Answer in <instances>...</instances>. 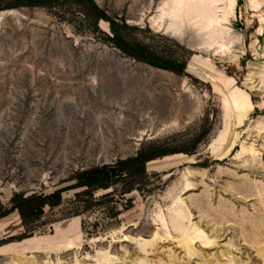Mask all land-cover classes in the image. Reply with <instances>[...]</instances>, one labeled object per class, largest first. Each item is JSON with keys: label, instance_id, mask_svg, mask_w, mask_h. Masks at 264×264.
I'll use <instances>...</instances> for the list:
<instances>
[{"label": "rangeland", "instance_id": "374dc122", "mask_svg": "<svg viewBox=\"0 0 264 264\" xmlns=\"http://www.w3.org/2000/svg\"><path fill=\"white\" fill-rule=\"evenodd\" d=\"M12 1L0 0V206L67 190L36 220L0 218V264H264V0H224L225 51L154 27L162 0H93L176 70L124 55L86 1ZM152 144L165 156L143 171L92 198L68 190Z\"/></svg>", "mask_w": 264, "mask_h": 264}, {"label": "trees", "instance_id": "16d2710c", "mask_svg": "<svg viewBox=\"0 0 264 264\" xmlns=\"http://www.w3.org/2000/svg\"><path fill=\"white\" fill-rule=\"evenodd\" d=\"M61 1L64 0H13L8 3V7L20 4L52 6ZM74 1H86L90 5L95 14V29H97V22L99 20H105L109 23L111 35H104V38L106 41L112 43L124 55L176 70L177 67L171 63H158L153 58L151 59L142 45L126 41L119 33L117 24L109 19L93 0ZM164 156V148L162 146L152 144L147 149L142 148L135 155L118 160L113 164L91 167L75 173L73 175L75 182L68 187V190L84 188V191L76 193L75 196L79 198L80 195H86L92 198L94 191L99 189L107 190L118 180L133 174L134 170L143 171L147 163ZM65 190L67 189H56L49 194L34 193L29 196H25L22 193L14 194L10 199L9 209H4L0 206V218H3L10 212L15 211L18 213L23 223L36 220L42 216L46 207L53 210L61 205L62 193ZM108 195L109 194L103 195V197H107ZM27 230V233L22 235L21 239L32 235L33 230L31 228H28Z\"/></svg>", "mask_w": 264, "mask_h": 264}, {"label": "bare ground", "instance_id": "6f19581e", "mask_svg": "<svg viewBox=\"0 0 264 264\" xmlns=\"http://www.w3.org/2000/svg\"><path fill=\"white\" fill-rule=\"evenodd\" d=\"M231 21L232 19L225 13L224 0H162L158 4L156 14L152 17V23L154 24V27L157 29L162 27L165 32L180 38V40L187 34L186 29L188 28V30H190L192 33V36L198 39L196 43L197 46H202L206 50L208 48H212L213 46H217L219 49L224 51L229 45L227 38H229L230 34L227 24ZM192 47L195 48V45ZM228 51L230 50L228 49ZM230 100L234 105H238L239 103L237 96L233 92L230 94ZM186 213L189 214L188 212ZM178 218V220H180L183 225L186 224V218L184 215L180 213ZM182 236L185 237V235ZM32 241L33 240H31V242Z\"/></svg>", "mask_w": 264, "mask_h": 264}]
</instances>
